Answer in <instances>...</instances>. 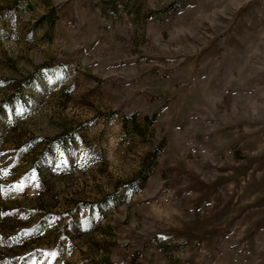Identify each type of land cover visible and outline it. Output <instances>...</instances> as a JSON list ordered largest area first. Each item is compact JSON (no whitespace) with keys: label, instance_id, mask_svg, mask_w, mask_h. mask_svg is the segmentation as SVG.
I'll return each mask as SVG.
<instances>
[{"label":"rangeland","instance_id":"1","mask_svg":"<svg viewBox=\"0 0 264 264\" xmlns=\"http://www.w3.org/2000/svg\"><path fill=\"white\" fill-rule=\"evenodd\" d=\"M0 264H264V0H0Z\"/></svg>","mask_w":264,"mask_h":264}]
</instances>
